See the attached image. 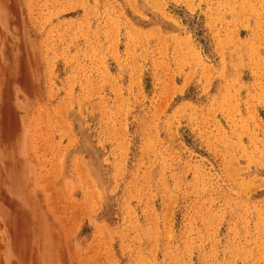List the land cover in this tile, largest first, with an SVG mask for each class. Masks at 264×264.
Segmentation results:
<instances>
[{
    "label": "rangeland",
    "instance_id": "obj_1",
    "mask_svg": "<svg viewBox=\"0 0 264 264\" xmlns=\"http://www.w3.org/2000/svg\"><path fill=\"white\" fill-rule=\"evenodd\" d=\"M0 264H264V0H0Z\"/></svg>",
    "mask_w": 264,
    "mask_h": 264
}]
</instances>
